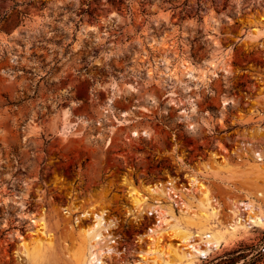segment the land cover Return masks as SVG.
I'll return each mask as SVG.
<instances>
[{
    "label": "rangeland",
    "instance_id": "374dc122",
    "mask_svg": "<svg viewBox=\"0 0 264 264\" xmlns=\"http://www.w3.org/2000/svg\"><path fill=\"white\" fill-rule=\"evenodd\" d=\"M196 173L217 215L184 191ZM169 182L194 197L189 213L150 203L174 204L192 238L157 245V216L134 212L128 190ZM260 193L264 0H0V264H179L208 224L225 240L205 264L258 241L244 204L264 208ZM101 211L111 230L90 263ZM42 218L51 244L31 260L21 244Z\"/></svg>",
    "mask_w": 264,
    "mask_h": 264
},
{
    "label": "bare ground",
    "instance_id": "6f19581e",
    "mask_svg": "<svg viewBox=\"0 0 264 264\" xmlns=\"http://www.w3.org/2000/svg\"><path fill=\"white\" fill-rule=\"evenodd\" d=\"M255 30L256 32H260L259 29H255ZM181 68L183 69L182 71L185 72V74H189V75L193 74L194 69L191 68L187 63L181 64ZM126 115L127 113L124 114V116ZM258 157L261 160L263 159L261 155H258ZM198 175L199 173H196L190 176V183H189L190 189L187 188V189H184V191L192 192V190L194 189V190H197L198 192H202L204 195V201L202 203V206L206 208V210H212L213 215H217V213L219 212V209L217 208L215 204L216 200L210 197V192L207 186L201 182L202 178L200 179ZM174 186H175L174 182H169L166 184L158 183L154 185H146L143 187L142 190L146 194L150 195V197L145 196L144 193L138 190L137 188L133 186H129L128 195L134 207V212L139 213L141 215H148V216L156 215L157 216L156 223L154 224L152 228H150V230L147 232V235L145 236L147 240L151 243L160 245V243H162L165 240V236L167 238L171 237L172 239L181 238V240L184 243H188L190 239L192 238L191 233L181 231L180 229L175 227V225L171 224V221L174 219V207H175L174 204L166 206L162 204L159 198H156L157 200H155L153 203H150L151 198H154L155 196H162L164 198L166 197L168 201L172 203H176L178 207L181 206L182 209H187L185 213H189L191 209L190 204L192 203L193 201L192 199L194 197L191 196L190 198L185 200L184 198L186 196H184L183 194H181L182 196L178 195L175 191L176 189H174ZM263 195L264 194H261V193L259 194L260 197H262ZM262 198H264V196ZM244 206L246 207V210L248 211V214H249L247 218L251 222L249 223L252 224L254 227L264 228V208L263 206L255 200H251L249 204L248 203L244 204ZM238 210L237 212H239ZM106 215L107 213L105 211L95 213L94 215H92L93 223L89 225L86 230L84 229L86 232L85 240L88 246L91 247V249L88 248L89 250L87 252L88 254L87 261H89L90 263H92V261L96 257L95 251L101 250V247L98 242L100 240V237L102 238L104 233H107L108 230L109 231L111 230L109 228V225H107L108 222L106 221V218H105ZM88 216H90V214ZM249 220H247V222ZM37 222L38 221L34 220L35 224H37ZM109 223L111 224L112 222L110 221ZM39 225L41 226V228L31 234L30 241L29 242L24 241V243L21 244L23 248L22 251L28 256V259H31V260H34L33 256L35 253L41 251L44 248L45 244L47 243L51 244V240H52V234H49L46 232L47 227H46V224L43 218L39 220ZM231 226H232L231 227L232 231H228V232L229 234L234 236L240 230L241 226L239 223L238 225L232 224ZM110 227H113V225ZM198 229H199L198 236L201 240V243L200 244L198 243L196 246L194 245L190 246V248L194 249V250L192 249L193 252L182 255L180 258L181 262L179 264H195V262L197 261V258L208 257V255H210V253L214 249H218L222 246L225 240L224 235L220 231L216 230L214 226L204 224L203 226H200ZM113 243L115 242L113 241L108 242L106 245V248L112 251ZM201 245H203V247L205 248H203ZM112 252L111 253L114 254L115 250H113ZM109 253L110 252H108L107 254L110 255ZM100 257L103 258V255ZM140 257L142 258V261L147 260L145 255H142ZM100 262H101L100 264H105L104 260L103 261L101 260ZM141 264H144V263H141Z\"/></svg>",
    "mask_w": 264,
    "mask_h": 264
},
{
    "label": "trees",
    "instance_id": "16d2710c",
    "mask_svg": "<svg viewBox=\"0 0 264 264\" xmlns=\"http://www.w3.org/2000/svg\"><path fill=\"white\" fill-rule=\"evenodd\" d=\"M264 264V232L257 242L241 243L238 248L226 252L205 264Z\"/></svg>",
    "mask_w": 264,
    "mask_h": 264
}]
</instances>
